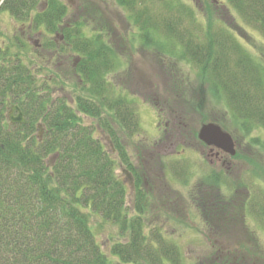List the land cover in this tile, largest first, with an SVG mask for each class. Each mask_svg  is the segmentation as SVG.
Segmentation results:
<instances>
[{"label":"trees","instance_id":"1","mask_svg":"<svg viewBox=\"0 0 264 264\" xmlns=\"http://www.w3.org/2000/svg\"><path fill=\"white\" fill-rule=\"evenodd\" d=\"M227 1L264 37V0ZM113 2L124 10L144 46L170 59L180 45L182 55L198 68L209 88L225 96L236 141L264 131V65L232 31L219 25L199 38L194 9L182 0ZM95 4V0H79L75 7L64 0H0V13L8 12L19 25L8 32L0 24V264H164L165 259L179 264L175 246L145 233L150 193L143 188L142 171L127 147L141 129L138 110L122 84L111 81L112 73L125 63L117 50L122 41L116 40V30L106 24ZM33 33L42 35L39 44H31ZM68 86L70 96H65L62 91ZM15 104L26 122L11 123L6 130L3 122ZM41 125L42 137L37 133ZM169 129L177 138L198 133L175 120L165 131ZM103 135L112 140L114 151L107 148ZM254 141L263 143L264 149V139ZM115 154L134 177L132 207L126 183L116 173ZM161 166L167 165L161 162ZM144 171L152 183L150 167ZM209 176L203 188H195L193 203L207 216V230L229 235L210 240H225V245L241 246L244 252H207L206 259L211 257V264H264L256 234L249 230L251 237L244 243L234 235L239 228L228 221L235 217L237 223L241 216L245 222L248 207H257L264 216V197L240 210L217 204L228 198L219 188L221 177ZM209 189V194L202 193ZM94 215L118 228L119 239L110 244V253L96 238ZM251 245L259 250H250Z\"/></svg>","mask_w":264,"mask_h":264},{"label":"rangeland","instance_id":"2","mask_svg":"<svg viewBox=\"0 0 264 264\" xmlns=\"http://www.w3.org/2000/svg\"><path fill=\"white\" fill-rule=\"evenodd\" d=\"M64 1L75 7L79 0ZM182 1L194 9L199 27L196 36L204 38L210 27L223 25L233 32L255 60L264 65L263 35L257 27L246 23L227 0ZM95 2V7L102 13L106 24L109 23L116 30L115 38L118 37L116 40L122 41L117 44V50L123 55L125 63L112 73L111 81L118 85L122 84L124 91L135 101L138 110L141 129L127 143L131 160L138 171H144L149 166L153 174L149 176L153 184L149 183L147 187H143L149 191L151 201L148 213L145 215L147 219L145 233L149 237L159 235L169 245L175 246L179 251V264H200L203 260L209 263L211 257L206 259L211 247L206 231L208 218L196 203H193L196 200L192 194L196 187H202L205 179H211L209 175L216 171L215 174L223 181L219 185L222 196L233 198L236 190L244 194L247 189L249 193L244 196L249 197L248 204L256 203L259 196L264 197L263 143L259 145L260 142L254 141L255 139L262 141L264 131L258 129L246 139L240 136L239 140H235L237 152L242 151L239 157L247 156V159L240 157L241 167L238 171L231 170L226 175L225 170H220L217 166L216 168L209 166L203 153L207 145L203 141L192 136L177 138L171 129L168 131L165 129L175 120L186 122L191 131L198 132L202 124L211 121L220 124L217 120H222L224 122L222 127L233 134L232 129L235 128L233 114L226 105L225 96L221 93L215 94L209 88V84L199 76L198 68L182 55L179 44L175 46L176 53L173 57L166 58L159 51L144 46L137 29H133L124 16V10L113 0L107 2L95 0ZM0 24L2 30L8 32L19 27L6 11L0 13ZM42 39L41 34L33 33L30 42L32 45L39 44ZM163 57L168 61L163 60ZM164 61L167 63L165 64ZM171 63L176 68L172 67L174 72ZM62 94L70 96V87H66ZM215 118L217 120H214ZM86 121L91 119L87 118ZM44 131L41 125L37 133L42 137ZM170 131L173 133L170 134ZM102 139L107 148L114 151L112 140L104 135ZM176 142L177 150H181L182 153L166 154L165 151L172 150V143ZM158 154L162 155L161 161L167 166H161ZM143 159L148 162L146 168L144 166L146 161ZM173 165L177 168L181 166L182 169H175ZM124 168L125 166L120 164L117 158L116 173L126 183L127 203L132 207L135 201V187L132 188L127 175L123 172ZM202 193L209 194L210 189ZM213 206L210 205L211 209L216 210ZM207 211L211 214L209 209ZM245 223L259 238L264 250V216L259 215L257 207L247 208ZM92 224L98 242L103 245L106 253H110V244L119 239L117 226L103 221L99 215L92 216ZM234 235L239 239L238 233ZM110 257L112 260L118 259L116 256L110 255ZM164 264L174 263L165 259Z\"/></svg>","mask_w":264,"mask_h":264},{"label":"flooded vegetation","instance_id":"3","mask_svg":"<svg viewBox=\"0 0 264 264\" xmlns=\"http://www.w3.org/2000/svg\"><path fill=\"white\" fill-rule=\"evenodd\" d=\"M172 146H173V149L172 150L171 149L170 150H166L165 151L166 154H168V153L181 154L182 153L181 150H177V148H176L177 147V142L175 144L172 143ZM205 147L207 148V149H204V151H203V153L205 154V161L212 168H216V166H217V167H219L220 170H225L224 174H226V175L231 170L238 171L240 169V167H241L240 157L236 156L238 152L235 155L232 156V155L226 153L224 150H222L220 148H217L215 146L207 145ZM150 152L151 151H148V153H150ZM161 157H162V155L158 154V158H159L160 161H161ZM143 160L146 161L145 159H143ZM147 164H148V162L146 161V163H144V166L147 165ZM174 167L177 168V166L173 165V168ZM145 168H146V166H145ZM214 173H217V172L214 171ZM145 174H146L145 171H142L141 175L143 177V187L144 186L147 187V185H149V183H150V182L146 181ZM126 175H127L128 179H129V174L126 173ZM129 181H130V179H129ZM150 184H153V183H150ZM132 187H134V186H132ZM151 188H153V186ZM248 191L249 190L245 189V191L243 192L244 194H242V191L236 190V194L235 195L237 197L228 198L227 201H224L223 199H221L220 200L221 201L220 204L225 205L224 203H226V204H228L229 207L233 206L234 210H236V208H239V210H240L241 209L240 206L246 204L249 201V198L243 197V195H246L247 193H249ZM207 202L210 203L209 200ZM237 218H238V222L235 223V217H232V218L230 217V220H228L229 224L232 227L239 228V231L236 230L235 234L238 233V237H239L240 241H243L244 243L248 242L247 240L249 239V237H251L249 228L246 225V223L241 220V216H239ZM206 231H207L209 239L212 238L213 236H217V235H218L217 237L220 238V239L221 238H225L226 236H229V235H226L224 232H219L218 234L214 235L210 230L206 229ZM210 241H211V247H210V251H208L209 253H212V252L213 253H229L232 250H234V252H236V251L237 252H244V250H243V248L241 246L240 247H235L234 249H232L229 246L225 245V240H223V241L210 240ZM212 243H217V244L219 243L221 245L217 246V245L212 244ZM249 249L255 251V249L259 250V247L254 249V247H252V245H251L249 247ZM209 264H211L210 261H209Z\"/></svg>","mask_w":264,"mask_h":264},{"label":"water","instance_id":"4","mask_svg":"<svg viewBox=\"0 0 264 264\" xmlns=\"http://www.w3.org/2000/svg\"><path fill=\"white\" fill-rule=\"evenodd\" d=\"M17 112V114H15ZM26 118L24 112L19 105H12L3 122L6 130L9 129L11 123H25ZM198 138L208 145L216 146L223 149L231 155L236 154L235 141L231 133L222 128V126L215 122H207L201 125L198 131Z\"/></svg>","mask_w":264,"mask_h":264}]
</instances>
